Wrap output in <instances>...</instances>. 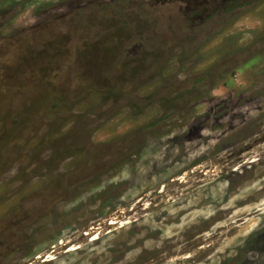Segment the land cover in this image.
Segmentation results:
<instances>
[{"label": "rangeland", "instance_id": "rangeland-1", "mask_svg": "<svg viewBox=\"0 0 264 264\" xmlns=\"http://www.w3.org/2000/svg\"><path fill=\"white\" fill-rule=\"evenodd\" d=\"M0 264H264V0H0Z\"/></svg>", "mask_w": 264, "mask_h": 264}]
</instances>
